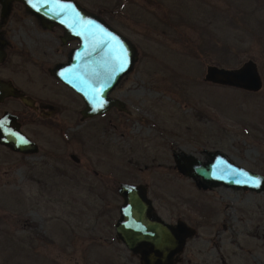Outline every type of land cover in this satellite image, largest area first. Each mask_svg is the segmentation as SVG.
Segmentation results:
<instances>
[{"label": "rangeland", "instance_id": "rangeland-1", "mask_svg": "<svg viewBox=\"0 0 264 264\" xmlns=\"http://www.w3.org/2000/svg\"><path fill=\"white\" fill-rule=\"evenodd\" d=\"M75 1L117 23L136 60L110 94L122 108L81 120V101L41 75L62 59L56 40L47 49L39 20L12 3L4 22L32 58L15 82L24 71L47 79L43 95L69 109L62 138L37 124L47 155L32 159L46 163L0 167V264H138L115 235L121 182L143 185L162 219L194 229L174 264H264V190L199 188L173 158L205 162V150L219 151L264 175V0ZM248 59L262 77L256 92L203 80L207 65Z\"/></svg>", "mask_w": 264, "mask_h": 264}, {"label": "water", "instance_id": "water-1", "mask_svg": "<svg viewBox=\"0 0 264 264\" xmlns=\"http://www.w3.org/2000/svg\"><path fill=\"white\" fill-rule=\"evenodd\" d=\"M13 2H20L40 23L60 26L66 39L77 41L67 60L52 73L81 98L83 118L102 115L111 108L121 109L122 102L110 94L136 60V50L129 39L75 0H0L1 17L9 13ZM203 80L249 92L262 87L257 64L251 59L236 67L207 65ZM17 149L24 151L18 146ZM31 151H37L33 141ZM204 152L209 158L205 162L173 153L177 170L192 178L197 187L223 185L253 192L264 190V175L234 164L219 151ZM117 193L122 203L114 223L116 238L138 256L141 264H174L194 229L179 219L175 223L162 219L143 185L121 182Z\"/></svg>", "mask_w": 264, "mask_h": 264}, {"label": "flooded vegetation", "instance_id": "flooded-vegetation-1", "mask_svg": "<svg viewBox=\"0 0 264 264\" xmlns=\"http://www.w3.org/2000/svg\"><path fill=\"white\" fill-rule=\"evenodd\" d=\"M87 11L100 17L114 30L129 39L121 31L117 23L108 22L100 13ZM7 15L3 17L0 15V167L4 168L2 173H9L14 167H20L22 161H24V164L28 162L31 169L32 165H36L37 163L43 165V163H46L44 162L45 158L40 160V162L32 159V157L40 158L47 155V153L42 152L43 150L40 146L43 142L37 139L36 134L42 132V129H37L38 126L42 125L51 129L54 127L53 129H58L61 138L63 136L60 116L62 111H68L69 105L66 102L67 100L43 95L42 90L46 88L45 82H47L48 78L75 95L76 99L81 101L83 105L82 109L84 107L81 98L52 73L58 64L67 60L71 49L77 46V41L66 39L64 31L60 26L44 25L39 22L37 24L38 29L40 33L43 32L44 34L37 35L36 38H40L39 42L46 44L47 49H49L48 43H51L50 39H55L57 42L56 52L62 54V59L47 68L43 67L41 75L47 78L46 80L38 79L34 75L24 71L26 75L24 80H22V83H16L15 78L17 76L22 78L21 62L32 63V58L27 55V59H22L20 48L18 47V45H21L20 41H18L19 28H13L14 24L4 22ZM50 49L52 50L53 48L51 47ZM15 56H18L19 59L21 57L22 60H14ZM37 82H40L42 86L40 87ZM38 88L39 91H37ZM82 109L77 110L81 120L83 119L81 115ZM37 124L39 125L37 126ZM32 141L37 146L35 153L31 151ZM17 146L24 151L17 149ZM135 256L138 258L136 254ZM221 262L222 264L225 263L222 259ZM138 264H141L140 261Z\"/></svg>", "mask_w": 264, "mask_h": 264}]
</instances>
